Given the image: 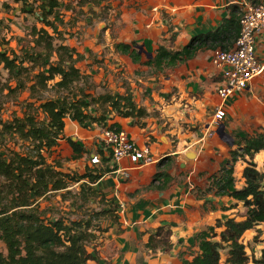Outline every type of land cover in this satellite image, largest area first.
I'll use <instances>...</instances> for the list:
<instances>
[{
  "label": "trees",
  "instance_id": "16d2710c",
  "mask_svg": "<svg viewBox=\"0 0 264 264\" xmlns=\"http://www.w3.org/2000/svg\"><path fill=\"white\" fill-rule=\"evenodd\" d=\"M19 1L25 6L30 2V8L33 7L27 12L38 13L40 27L32 25L27 35L29 40L21 41L23 44L16 51L0 50V68L6 72L4 82H0V96L8 100L23 93L27 95L21 102L20 117L0 121V264H85L96 260L94 251L88 252L86 248L97 239V233L106 231L98 223L92 224L93 220L102 217L119 225L117 203L90 187L115 167L94 164L85 167L82 173H75L62 169L57 160L49 161L48 157L61 140L70 148L71 160L85 154L77 141L64 136L65 119L86 130L93 126L119 129L116 123H109L113 116L140 120L149 113L133 101L129 88L123 93L105 91L91 95L89 77L77 67L82 55L64 44L63 31L59 29L64 24L60 0ZM76 1L79 7L97 4L96 0ZM62 8L73 10L67 4ZM238 32V19L231 16L214 31L191 37L180 50L157 45L153 56L144 55V60L136 42H118L113 46L132 63L159 72L192 59L200 51L231 49ZM237 139L239 151H229L230 160L209 177L208 191L241 202L244 216L240 220L230 217L222 223L216 221L215 225L197 232L191 239L196 251L188 258L179 253V264H221L222 250L226 251L225 264L249 262L239 240L244 232L264 224V173L253 163L255 154L264 151V133L254 132ZM7 140L19 141V149H9ZM98 155L100 163L111 158L110 154L105 158L100 150ZM238 159L245 164L244 186L240 189L235 187L233 176ZM170 179L167 173L157 172L149 187L159 182L161 186L157 188L162 189ZM75 183H79L80 189L90 187L96 191L104 208L87 219L48 220L40 209L39 199L51 192H61L63 198L70 193L68 187ZM215 229L220 231L216 233ZM170 236L168 227H157L143 245L145 252L170 250L173 246ZM142 259L138 257L136 264H143ZM252 260L264 264V250L259 260Z\"/></svg>",
  "mask_w": 264,
  "mask_h": 264
},
{
  "label": "crops",
  "instance_id": "0c3cea01",
  "mask_svg": "<svg viewBox=\"0 0 264 264\" xmlns=\"http://www.w3.org/2000/svg\"><path fill=\"white\" fill-rule=\"evenodd\" d=\"M263 1L124 0L119 7L122 11L121 20L118 21L121 27L118 26L116 29L118 33L111 45L113 48V44L118 42L128 44L136 42L151 55L150 57L159 44L180 50L191 37L214 31L231 16L236 17L239 23L244 3ZM117 4L120 5L119 2ZM215 50L220 49L200 51L192 59L159 72H154L145 65L132 63L127 56L115 52L114 49V52L110 53L112 58L119 60L121 68L129 74L127 75L129 77L124 78L130 82L133 101L143 107L149 115L140 120L113 116L109 123H116L119 128L125 130L137 145L147 146L154 158L153 163L145 165L133 164L127 159L113 163L109 154L104 149L100 150L104 157L109 159L99 165L114 166L115 170L102 176L93 187L117 203L119 225L115 226V229L122 231L121 235L115 236V245L120 254L114 257L116 261L111 264H136L140 256L143 257V264H164L168 260L172 264H177L174 256L172 258L166 256L167 259H163V262L159 259L160 251L154 254L145 252L143 245L147 237L157 227H168L174 248L181 244L179 240L184 244V240L192 237L193 233L203 226V220H206L200 209L203 201L201 203L192 198L190 190L185 189L184 183L189 175L210 169V159H213L215 148L219 146L217 144L221 140L218 136V142L214 138L205 141L203 133V128L209 124L219 102L216 94L219 72L211 64ZM255 54L264 64V33L257 39ZM149 68L152 71L146 74L145 71ZM134 71H143L145 74H141L140 77L133 76ZM123 91L124 89L117 88L118 93ZM224 118L227 121L224 123L225 129L229 126L230 129L251 131L263 127L264 70L252 79L246 89L231 95L225 101ZM66 122L72 124V128H79L69 119H65L64 136L68 132L66 128L71 127ZM184 125L187 127L185 128ZM251 133L247 132V134ZM70 139L74 141V138ZM62 141L64 140L59 141V144ZM182 143L186 145L182 146ZM194 144L200 145L199 148L189 151L188 147ZM189 152L193 154L192 158L195 157V160H185ZM159 156L171 157L175 167L169 164L164 169V165L159 163ZM255 156H260V164L263 167L264 151H260ZM185 170L189 171L186 179L183 182H176L174 177L180 178ZM157 172L167 173L171 178L162 189L157 188L161 186L159 182H155L154 187H149ZM122 175L125 177L128 175V180L118 184L117 179L121 180ZM208 226L210 225L207 224ZM108 229L102 236L111 234V227ZM134 239L137 241L133 242ZM95 242L97 243V240ZM138 242L142 247L138 250V254H134L135 248L139 246ZM86 249L88 252L96 250L94 245L93 248ZM95 263V261H87L85 264Z\"/></svg>",
  "mask_w": 264,
  "mask_h": 264
},
{
  "label": "rangeland",
  "instance_id": "374dc122",
  "mask_svg": "<svg viewBox=\"0 0 264 264\" xmlns=\"http://www.w3.org/2000/svg\"><path fill=\"white\" fill-rule=\"evenodd\" d=\"M96 1L97 4L86 3L82 7H79L76 5V0H60L64 24L59 27V29L63 31L64 44L74 47V49L82 55V60L78 62L77 67L82 74L89 77L88 81L90 83V90L88 91L93 96L102 94L105 91L117 92V88L119 87L121 90L125 88L131 89V86L129 85L130 82L127 78H124L129 77L127 76L129 74L125 69L121 68L119 60H115L110 55L111 52L115 51H113L114 46L112 48L111 44L117 36L118 30L116 29L118 26L121 27V24L118 23V21L121 20L122 12L119 10V7L124 0ZM117 2H119L120 5L117 4ZM28 3L30 4V2ZM29 4L25 6L19 0H0V50L16 51L19 45L23 44L21 41L27 42L29 40L27 35L30 31V27L32 25L40 27V24L37 22L38 13L34 12L33 14H30L27 12L33 7L31 6L30 8ZM66 4L73 7V10L65 11L62 7ZM23 10H26V12ZM150 71H152V69L149 68L145 72L146 74H149ZM145 72L134 71L132 72V75L140 77L141 74H145ZM121 74H123V76ZM5 78L6 72L0 68V82L3 83ZM136 85L141 84L136 83ZM141 87L143 86L141 85ZM26 97L27 95L25 93L16 99L8 100H5L2 96H0V121H9L13 116L20 117L22 107L21 102L26 99ZM66 123L69 124V122ZM221 123L223 125L224 123H227L226 118L216 122L212 116L207 127L203 128L205 141H207V139L214 138L215 141L218 142V134L216 133V130ZM69 125H71V127L68 126L66 128L68 132L65 133V136L74 138V141L79 142V144L84 148L85 154L78 160H71V150L67 143L62 141L51 152L48 160H57L60 163L61 168L67 171L82 173L85 170V167H91L94 165L90 162V156H97L98 151L104 149L100 139L103 128L100 126H93L89 130H82L79 128H72V124ZM184 127L186 128L187 125H184ZM228 130H231V132H228ZM223 131L225 133V137L224 135V138L220 137L221 140L217 144L219 146L215 148L216 153L212 156L213 159H210V169L195 172V174L189 175V178L184 183L185 189L190 190L189 193L192 198L201 201V203L203 201L200 209L203 213V218L206 220H203V226L201 225L202 227L193 233V235L206 229L207 224L213 226L216 221H220L222 223L225 219L230 217L240 220L245 213V208L241 202H236L235 200L227 197L215 196L214 191H208L210 185L209 177L212 174L217 173L226 164V162L230 160V150L239 151L237 149L238 136L251 135L254 132L264 133V125L263 127H257L255 130L251 131L250 129L243 131H240L239 129H230L229 126L225 129L224 125ZM247 132L252 133L247 134ZM226 133L229 134L230 137H228ZM161 140L163 141V138ZM6 145L9 149L17 151L20 143L16 140H7ZM185 145V143H182V146ZM199 146L200 145L197 144L190 145L188 150L194 151L198 149ZM194 158H185V160H195ZM159 159V163L164 165V169L169 164H173L175 167V162L171 157L159 156ZM253 163H255L258 171H262L264 173V168L261 167L260 164V156H255L253 158ZM99 164L100 161L95 165ZM244 165V162L240 159H238L234 164L233 176L234 184L237 189L244 186L242 178V169ZM188 173L189 171L185 170L181 173L180 178L178 176L174 177L175 181L183 182ZM120 179L121 180L117 179L118 184L125 183L128 180V175L127 177L122 176ZM78 185L79 183L71 184L68 187L70 193L65 194L63 198L61 196V192H51L46 195L45 198L39 199L40 209L43 210L44 216L48 220L57 218H64L72 221L87 219L88 217H91L93 213H96L104 208V204L100 200L101 196L98 194L101 193L100 191L98 193L95 191L94 193L92 191L95 189L93 185H90L92 190L90 187H88V190L87 188L80 189ZM93 221L94 222H92V224L98 223L102 229L107 230L111 227L110 232L112 234H109L108 236H104V234L102 236L104 232L100 234L97 233V243L95 242L96 240H94L88 245V247L92 248L94 245V248L96 249L94 252L96 256L95 264H111L116 261L114 257L120 254L115 245V236L121 235L122 231L115 229V226H117L116 224L114 225L109 220H104L102 217ZM215 231L218 233L220 229H215ZM191 239L192 237H189L187 240H184V244L181 240H179V244H181L179 246L175 244L176 247H172L170 251L156 250L157 252L160 251L159 259L163 261V259H167L166 256H170L171 258L174 256L177 264H179V253H182V257L188 258L190 257V254L196 251V247ZM136 241L137 240L135 239L133 240V242ZM239 241L242 245H244L245 253L249 258V262L247 264H258L253 262L252 259L259 260L261 258L262 251L264 250V224L255 225L252 229L244 232ZM138 245L139 246L135 248L134 254H138V250L142 247L140 242H138ZM154 253L155 252H150L149 254ZM225 257L226 251L222 250L221 264H225L223 262ZM164 264L172 263L168 260L167 262H164Z\"/></svg>",
  "mask_w": 264,
  "mask_h": 264
},
{
  "label": "built area",
  "instance_id": "2783aa9c",
  "mask_svg": "<svg viewBox=\"0 0 264 264\" xmlns=\"http://www.w3.org/2000/svg\"><path fill=\"white\" fill-rule=\"evenodd\" d=\"M239 32L229 50H215L211 64L219 72L216 94L219 102L214 109V121L225 117V101L233 94L246 89L253 78L259 76L264 64L255 54L257 39L264 33V1L244 3L239 19ZM104 150L113 163L122 159L137 165L154 162L147 146H139L123 129L103 128L100 136ZM100 158L92 156L90 162L98 164ZM124 176V175H122Z\"/></svg>",
  "mask_w": 264,
  "mask_h": 264
},
{
  "label": "water",
  "instance_id": "95a60500",
  "mask_svg": "<svg viewBox=\"0 0 264 264\" xmlns=\"http://www.w3.org/2000/svg\"><path fill=\"white\" fill-rule=\"evenodd\" d=\"M136 48H137V50H138L139 53H143V54H145L146 57H150V56H151L149 53H147V52H145V51L143 50V47H142L141 45L137 46ZM223 129H224L223 124H220V125L218 126L217 130H216V133L218 134V136L223 137V135H225ZM228 137H229V136H228ZM186 157L190 159V158L193 157V154L189 152V153L186 154Z\"/></svg>",
  "mask_w": 264,
  "mask_h": 264
}]
</instances>
